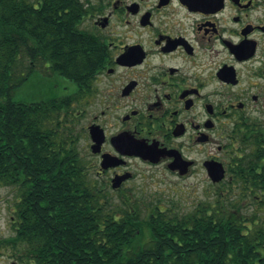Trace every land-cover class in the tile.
Segmentation results:
<instances>
[{"label": "flooded vegetation", "instance_id": "obj_1", "mask_svg": "<svg viewBox=\"0 0 264 264\" xmlns=\"http://www.w3.org/2000/svg\"><path fill=\"white\" fill-rule=\"evenodd\" d=\"M29 1L36 9L43 0ZM76 1L79 29L104 55L92 77L60 90L53 84L41 100L70 101L59 139L63 134L81 162L79 150L86 151V174L92 171L100 192L120 193L122 209L140 193L171 192L165 176H203L221 194L223 181L210 182L206 163H220L226 176L235 161L264 148V0ZM7 187L8 197L0 199V264H61L67 223L31 205L19 187ZM262 193L249 216L232 212L233 252H222L213 238L172 237L171 264H264ZM155 209L166 208L144 206Z\"/></svg>", "mask_w": 264, "mask_h": 264}, {"label": "trees", "instance_id": "obj_2", "mask_svg": "<svg viewBox=\"0 0 264 264\" xmlns=\"http://www.w3.org/2000/svg\"><path fill=\"white\" fill-rule=\"evenodd\" d=\"M81 19L76 0H43L36 9L29 0H0V184L19 187L31 205H44L54 221L67 223L61 225V264H171L172 237L213 238L222 252H233L236 234L229 222L236 218L229 209L237 204L227 191L235 185L263 199V147L235 161L228 169V190L213 203L185 214L155 209L142 215L140 206L155 203L130 202L131 208L122 209V204L108 202L90 184L76 149L65 143L63 134L59 139V119L69 100L13 99L34 76L50 74L80 84L100 69L103 47L79 29ZM198 221L223 225L184 224Z\"/></svg>", "mask_w": 264, "mask_h": 264}, {"label": "rangeland", "instance_id": "obj_3", "mask_svg": "<svg viewBox=\"0 0 264 264\" xmlns=\"http://www.w3.org/2000/svg\"><path fill=\"white\" fill-rule=\"evenodd\" d=\"M37 71L42 74L45 73V70L41 67H37ZM53 84H57L56 89L60 90L62 87L71 84V82L60 76H54L50 80L45 77L34 76L15 91L13 99L21 102H36L47 99ZM79 152L82 153V164L84 168H86V151L81 149ZM92 175V171L89 172V175L87 174L88 180L90 184L98 187L99 182L95 181V178ZM165 179V183H170L172 186L171 192H165L164 195H156L154 197L146 196L140 193L132 198V202L143 203V205L148 203L161 204L166 209H172L174 214L179 215V213L185 214L192 212L203 204L209 202L213 203L215 201L216 195L213 192L217 188L209 186V181L203 176H191L185 180H176L174 177L165 176ZM227 179L228 175H226V178L223 181L222 190L227 188ZM160 188H163V186ZM227 190L228 188L225 191ZM9 193L10 189L5 185L0 184V199L8 197ZM223 193L224 191H222L221 194ZM230 193L234 194L233 198L230 200L233 203L236 202L237 205L235 208H231L229 210L232 212L234 209L240 208L242 214L249 216L252 213V206L256 205V198L252 197L247 190L237 189L235 185L231 186V190L227 191V195L229 196ZM101 194L104 195L107 198L106 200L110 203L113 202L115 205L122 204V197L120 196V193L106 191L101 192ZM128 206H130V204H128ZM213 208H217V206H213ZM139 209L140 214L143 215L144 206H140Z\"/></svg>", "mask_w": 264, "mask_h": 264}, {"label": "water", "instance_id": "obj_4", "mask_svg": "<svg viewBox=\"0 0 264 264\" xmlns=\"http://www.w3.org/2000/svg\"><path fill=\"white\" fill-rule=\"evenodd\" d=\"M139 155H142V154H139ZM206 169H207V176L212 183L220 182L225 176L224 168L220 163L208 162L206 163ZM119 185H120V180H114L112 187L118 188Z\"/></svg>", "mask_w": 264, "mask_h": 264}]
</instances>
